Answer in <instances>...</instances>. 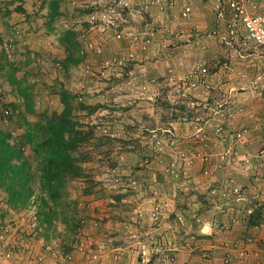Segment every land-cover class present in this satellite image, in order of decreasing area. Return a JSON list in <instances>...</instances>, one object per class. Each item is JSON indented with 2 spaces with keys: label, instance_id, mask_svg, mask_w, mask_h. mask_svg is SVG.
Wrapping results in <instances>:
<instances>
[{
  "label": "rangeland",
  "instance_id": "obj_1",
  "mask_svg": "<svg viewBox=\"0 0 264 264\" xmlns=\"http://www.w3.org/2000/svg\"><path fill=\"white\" fill-rule=\"evenodd\" d=\"M51 1L0 0V105H4L0 128L14 138L23 134L25 105L18 87L11 84V75L17 79L28 75L25 84H31L28 91L35 96L36 114L61 113L62 93L71 97L74 121L84 132L92 128L87 145L92 159L85 164V177L67 187L66 204L74 207L70 210L74 217L46 229L40 225L35 202L41 195L37 161L26 151L36 174L30 205L14 210L0 190V228L22 255L15 261L0 259V264H120L123 257L138 264L143 250L155 262V244L163 243L149 233L151 229L168 218L175 236L186 235L183 229L189 214L201 223L195 212L202 205L197 201L224 207L244 204L251 212L245 211L243 220L259 211L258 226H264V166L259 158L264 152V98L258 88L264 82L263 49L251 55L254 50L240 47L238 40L230 45L222 42L228 24L217 22L212 13L215 0H206L211 23L200 27L204 29L187 22L191 15H184L186 6L180 16L174 13V0H162L161 6L154 0H148L147 6L136 0L132 15L122 8L123 16L111 17L104 13L115 0H66L54 20L49 18ZM245 5L253 15L264 10V0H246ZM66 32L78 34L72 57L62 42ZM6 43L13 45L10 52L3 48ZM67 58L75 63L66 70ZM14 62L17 71L12 69ZM196 68L205 69L206 78L192 76ZM3 108L12 110L10 121H1ZM198 114L203 118L199 126ZM219 125L228 137L251 131L243 141L225 136L223 142L216 133ZM253 140L249 146L257 144L254 151L239 155V148ZM193 156L194 163L188 165L185 158ZM253 162L255 169L250 168ZM236 169L247 181L254 179V193L236 180ZM224 170L230 174L222 176L227 178L223 179L227 189L238 187L242 198L210 195L217 171ZM206 172L213 177L211 185ZM131 181L138 183L131 185ZM156 209L161 215L153 220L149 215ZM110 239L124 250L129 247L130 256L122 255L123 250L111 256ZM51 249L57 252L51 255Z\"/></svg>",
  "mask_w": 264,
  "mask_h": 264
},
{
  "label": "trees",
  "instance_id": "obj_2",
  "mask_svg": "<svg viewBox=\"0 0 264 264\" xmlns=\"http://www.w3.org/2000/svg\"><path fill=\"white\" fill-rule=\"evenodd\" d=\"M65 1L50 2L49 18L51 20L60 15L61 4ZM77 35L66 32L63 36L62 42L67 44L68 57H72L71 49L78 46ZM1 57L8 56L2 54ZM67 59L68 62L64 65L66 70L67 65L75 63L74 60ZM11 66L15 71L19 68V65L15 66V62ZM25 78L28 80L29 76L25 75L23 79H17L15 75H11V84L18 87L19 95L23 98V105H25V113L21 112L24 132L18 138H14L10 132L0 128V190L6 194L8 205L12 209L23 211L30 205L34 195L32 183L35 182L36 174L32 171V162L26 156V151L29 150L31 156L37 161V169L40 173L41 195L35 201L38 207L37 215L40 225L47 229V225L51 227L57 221L68 223L74 217L70 213L74 207L66 204L67 187L71 181L85 175V164L92 159L87 145L93 137V131L90 128L88 132H84L74 121L72 99L66 93L61 95L64 105L61 113L36 114L35 96L28 91L31 84H25L28 82ZM2 106L0 105L1 108ZM13 109L16 110V108ZM8 111L12 110H6V112L4 108L1 110V121L5 122L4 118L11 120L12 116H9ZM29 115L37 117L36 120H29ZM261 214L262 212L254 211L249 216V225L258 226L262 221ZM35 231L37 232L38 228Z\"/></svg>",
  "mask_w": 264,
  "mask_h": 264
},
{
  "label": "crops",
  "instance_id": "obj_3",
  "mask_svg": "<svg viewBox=\"0 0 264 264\" xmlns=\"http://www.w3.org/2000/svg\"><path fill=\"white\" fill-rule=\"evenodd\" d=\"M143 1L145 3L144 6H147L148 0H141V3ZM175 4H176V7L174 8L175 10L172 11L179 16H180V12H182L184 8L190 7L191 18L187 22H189L192 25V28L196 27L198 29H204L210 26L211 16L207 11L208 4L206 0H174L171 3V6H175ZM142 10L144 9L142 8ZM155 14L158 16V18L161 17L160 13L156 12ZM200 27H204V28H200ZM254 142H256V140L251 141L245 148L241 146V148H239L240 152H238V154L242 156L244 154L242 152L254 151L255 146L257 144L254 146H249ZM254 164L256 165V163L253 162V164L250 165V168L255 169L256 167L257 168L260 167V161L258 162L256 167L253 166ZM238 165L242 166L239 163ZM236 171L238 172L234 174L236 180L237 181L239 180L238 182L241 183L243 182L245 185H249L248 187L250 188L251 192L254 193V191L256 190L255 187L256 183L254 179L252 178L251 181H247V178H245L244 175L240 174L243 173L242 170L236 169ZM226 174H228L227 177H230L229 171L226 170L222 172L217 171V175H216L217 178H215L214 180L216 183L215 187L218 188L219 190L228 187L227 180L223 181V179H227V178H223L226 177ZM218 177L221 180L220 179L218 180ZM217 199H222V198H217ZM197 202L198 204L202 205V208H200L201 206L197 204L199 208H197L198 212H195L196 214L201 216V220H200L201 223L195 222L192 219V216H190V214L186 217L185 220H187V222L184 224L186 226V229H183V231L186 232V235H188L186 239L183 238V236L185 237L186 235H183L180 238L178 236H175V226L174 224H170L171 221L168 218L164 220L161 219V221L158 224H156L157 227L151 229V232L149 233L157 236L159 238L157 240L159 242H162L163 245L167 243L168 247H170L171 249L170 251H167L166 255H161V256L158 255L155 258V262H153V264H172L167 260V256H174L176 258L174 264H258V263L263 264L264 263L263 258H256L254 250H250V254L248 253V258L245 261V263H240L238 260L235 259L236 253L238 254L239 250H241L238 248H243L248 246L249 247L248 249H255L254 246L249 244V240L256 239L259 241H264V226H250L248 223L249 218L247 219V221L243 220L245 211L246 213H250L251 208H247V206L244 204H243L244 207L242 206V204L236 206L232 204L231 206H234L235 207L234 208L228 206V204H226V206L224 207L225 204L224 205L222 203L217 204V202L214 205L203 203L202 201H197ZM203 204H205L207 207L203 208ZM159 215H161V213H159ZM214 219L219 220L221 224L224 225V227H218L214 225L213 223ZM183 239L186 240L185 244H183L182 242ZM113 241H114L113 239H110L109 242L107 243L108 246L111 248V250H109L111 256L115 255L118 251H122V250H123L122 255L124 254L127 257L130 256V254H128L129 247L125 248L124 250L123 245L115 244V242ZM227 245L229 246L228 248L225 247ZM229 255L231 256L229 257ZM200 256H202L203 258L205 257L208 258L204 260ZM227 257L231 259V263H227L228 260V259L226 260ZM123 258L124 259L120 264H130L129 257L128 258L123 257Z\"/></svg>",
  "mask_w": 264,
  "mask_h": 264
},
{
  "label": "built area",
  "instance_id": "obj_4",
  "mask_svg": "<svg viewBox=\"0 0 264 264\" xmlns=\"http://www.w3.org/2000/svg\"><path fill=\"white\" fill-rule=\"evenodd\" d=\"M135 1L136 0H118V1L115 0V5H112L107 10H105V13H104L105 17L106 16L111 17L114 15L123 16L122 12L120 11V9L122 8L132 15L135 11L132 4ZM245 2L246 0H215V4L213 5V8H211V11L216 16L217 22L226 21L228 24L227 31L225 32L226 35L222 37V42L224 41L223 43L230 45L233 43V41L238 40L240 43V47L244 48L245 50L247 49L254 50L253 53H251V55H253L254 52L256 51L258 50L261 51V49H263L261 56L264 59V10L260 12L259 14L253 15L248 11L245 5ZM153 3L161 6L162 0H154ZM190 11L191 9L187 7L184 15L188 16V14L191 13ZM98 14L99 13H96L97 16ZM91 19L95 20L96 16L92 15ZM150 29H152L153 31L152 34L155 35V29L152 26H150ZM215 36L221 37V34L216 33ZM11 45L8 46L7 43L5 44V47L3 45L4 50L6 52H10ZM263 64H264V61H263ZM226 68H229V67L226 66ZM205 72H206L205 69L196 68L193 70L192 76H198V77L201 76L202 78H206ZM258 88L262 91L263 98H264V82L260 83V86ZM263 116H264V112H263ZM195 118H196L195 120L197 121V125L199 126L200 125L199 121H201L203 118L199 114L195 116ZM198 126L195 129H198ZM262 129L264 130V124H262ZM255 130L256 128L254 129V131ZM250 131H251L250 129L240 130V131L234 132L231 136L228 137L225 135L224 126L219 125L216 128V133L217 135L220 136L223 142H226L225 136L230 138L231 141H234V142L243 141V139L245 138V135L249 133ZM153 138L155 142L159 141L157 134H154ZM259 158L262 159L261 160L262 165L264 166V152L261 153V157ZM195 159H196L195 156L185 158L188 165H192ZM202 160L205 162V160L207 159L202 158ZM247 162L251 164L252 161L249 158L247 159ZM205 179H206V182L209 183L208 185H211V183L212 184L214 183V181H212L213 177L211 176V174L207 172H206ZM130 183L131 185H137L138 182L131 181ZM220 193H222V195L224 196H226L227 194L228 195L233 194L238 199L243 197L241 190L238 187H236L235 189H227V187L221 190L215 187L210 189V195L212 196H217ZM149 217L153 220H157L159 217L158 209L151 212ZM213 223L214 225L218 227H224V225L221 224V222L217 219H214ZM5 234L6 233H4V228H0V259H4L8 261H15L17 258H19L22 255V249L19 246L11 245L9 242L11 240L6 241L7 238ZM249 244L254 246L255 249H248L249 248L248 246L243 247V248H238L241 250H239L238 254L236 253L235 259L238 260L240 263H245V261L248 258V253L250 254V250H254L256 258H263L264 260V241L252 239V240H249ZM225 247L228 248L229 246L227 245ZM145 248L146 247L144 246L143 249ZM170 250H171L170 247H166L158 243L155 244L154 252L157 255H160V256L165 255V253ZM50 251H51V255L57 252L55 249H51ZM230 256L231 255H229V257ZM67 258L70 259L69 256ZM167 260L171 263H174L176 261V258L174 256H167ZM226 260H227V263H231L230 258L227 257ZM138 264H153L151 258L146 255L145 250H143L142 253L140 254V261Z\"/></svg>",
  "mask_w": 264,
  "mask_h": 264
},
{
  "label": "clouds",
  "instance_id": "obj_5",
  "mask_svg": "<svg viewBox=\"0 0 264 264\" xmlns=\"http://www.w3.org/2000/svg\"><path fill=\"white\" fill-rule=\"evenodd\" d=\"M13 46V45H12Z\"/></svg>",
  "mask_w": 264,
  "mask_h": 264
}]
</instances>
